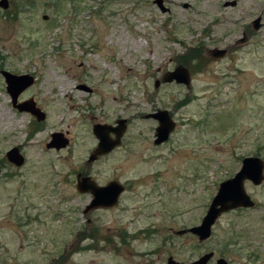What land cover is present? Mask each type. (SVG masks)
<instances>
[{
  "label": "rangeland",
  "instance_id": "374dc122",
  "mask_svg": "<svg viewBox=\"0 0 264 264\" xmlns=\"http://www.w3.org/2000/svg\"><path fill=\"white\" fill-rule=\"evenodd\" d=\"M226 1L163 0L168 11L155 0L0 7V264H188L206 252L208 264H264V180L244 182L254 206L222 213L208 239L173 233L200 222L243 157L264 161V0ZM245 27L248 40L230 56H199ZM177 65L188 86L162 82ZM2 70L34 78L18 100L32 98L44 120L12 107ZM158 110L175 127L154 144L148 114ZM120 118V143L86 164L92 126ZM53 132L68 144L47 148ZM12 147L20 166L6 157ZM77 173L120 182L117 206L84 215L90 195L76 190Z\"/></svg>",
  "mask_w": 264,
  "mask_h": 264
},
{
  "label": "water",
  "instance_id": "95a60500",
  "mask_svg": "<svg viewBox=\"0 0 264 264\" xmlns=\"http://www.w3.org/2000/svg\"><path fill=\"white\" fill-rule=\"evenodd\" d=\"M161 6V0H155ZM233 3V2H232ZM8 0H0V7L6 9L8 7ZM46 18V16H43ZM260 17H256L252 24L253 29L256 30L259 26ZM208 53V54H207ZM206 55L209 58H220L224 55V50L219 48L206 49ZM5 83L6 91L8 92L13 108L19 112H28L37 121L45 119V113L36 106V102L32 99H25L18 101L19 96L33 84L34 78L29 74H14L7 70L1 71ZM175 81L177 83H190V75L186 67L177 65L172 71L166 72L162 77V82ZM158 84V81H156ZM158 121L155 128L154 144H160L166 141L175 127V122L172 120L166 110H158L157 112L148 114ZM117 125L111 126L109 124H94L92 132L96 136L98 142L93 150L89 153L86 164L95 161L98 156L110 152L114 147L120 143L121 136L125 131L126 120L120 118L116 120ZM110 133H113L112 137ZM68 144V139L61 132H53L50 135V141L47 142V148L60 149ZM7 159L13 164L20 166L24 162V157L20 154L17 147H12L6 152ZM264 161L258 156H245L241 160V166L235 174L220 182L215 195L212 197L205 214L202 216L200 222L196 225L175 230L174 233L182 235L190 233L197 238L200 243L208 239L211 235L212 226L216 219L224 212L238 207H252L254 201L247 194L244 182L250 181L253 185H260L264 180ZM76 189L80 193H90L91 199L85 206L83 212L87 213L99 207H113L118 203L119 195L124 190V186L117 180H110L104 185L97 184L89 175L76 176ZM212 257V252H206L197 259L188 264H208V260ZM165 264H184L169 256ZM214 264H229L224 258H217Z\"/></svg>",
  "mask_w": 264,
  "mask_h": 264
},
{
  "label": "flooded vegetation",
  "instance_id": "af4514ba",
  "mask_svg": "<svg viewBox=\"0 0 264 264\" xmlns=\"http://www.w3.org/2000/svg\"><path fill=\"white\" fill-rule=\"evenodd\" d=\"M162 1L163 0H161V6H159V8H160V10L161 11H168L169 10V8H165V6L162 4ZM233 2V3H232ZM236 4V0H228V1H226L225 3H224V5H230V6H234ZM260 20H261V18L259 19V23H260V26H261V22H260ZM253 22V21H252ZM252 22H250L249 23V25H250V27L251 28H253V24H252ZM259 26V27H260ZM258 27V28H259ZM248 40V35H247V32H246V27H245V29H243L242 30V32H241V36H238L237 38H235L230 44H228V45H226V46H223V47H219V46H217V45H215V46H213V48L214 47H216V48H219V49H223L224 50V55L222 56V57H220V58H209V57H207V55H206V49L205 48H202L203 50H200L199 51V54H200V56L202 57V60L204 61V60H209V59H215V60H220V59H223V58H225V57H228V56H230L236 49L235 48H237V46H239L240 44H244L246 41ZM204 54H205V56H204ZM208 54V53H207ZM85 88V87H84ZM19 101H22V100H19ZM78 174V173H77ZM81 175H84V174H82V173H80ZM77 176V175H76ZM75 185H76V180H75ZM124 191V190H123ZM83 194H89L90 195V193H83ZM120 196V195H119ZM90 199H91V195H90ZM90 199H89V201H90ZM118 200H119V198H118ZM89 201L86 203V205L89 203ZM118 204V203H117ZM117 204L116 205H114L113 207H116L117 206ZM85 205V206H86ZM85 206H84V208H85ZM113 207H108V208H106V207H99V208H96V209H110V208H113ZM84 208H83V210H84ZM96 209H93V210H96ZM92 211V210H91ZM84 213V212H83ZM88 213H90V211L89 212H87V213H84V215H86V214H88ZM87 222L89 223L90 222V218L89 217H87ZM175 231V230H174ZM174 231H173V233H174Z\"/></svg>",
  "mask_w": 264,
  "mask_h": 264
},
{
  "label": "bare ground",
  "instance_id": "6f19581e",
  "mask_svg": "<svg viewBox=\"0 0 264 264\" xmlns=\"http://www.w3.org/2000/svg\"><path fill=\"white\" fill-rule=\"evenodd\" d=\"M64 94L68 95V92H64ZM69 98H70V97H69ZM2 114H3V113H2ZM2 114H1V115H2Z\"/></svg>",
  "mask_w": 264,
  "mask_h": 264
},
{
  "label": "trees",
  "instance_id": "16d2710c",
  "mask_svg": "<svg viewBox=\"0 0 264 264\" xmlns=\"http://www.w3.org/2000/svg\"><path fill=\"white\" fill-rule=\"evenodd\" d=\"M192 53H194V51H192L189 55H192ZM200 56V55H199Z\"/></svg>",
  "mask_w": 264,
  "mask_h": 264
}]
</instances>
